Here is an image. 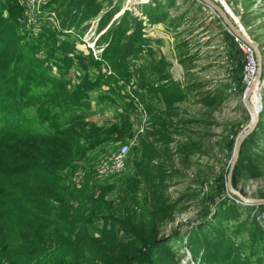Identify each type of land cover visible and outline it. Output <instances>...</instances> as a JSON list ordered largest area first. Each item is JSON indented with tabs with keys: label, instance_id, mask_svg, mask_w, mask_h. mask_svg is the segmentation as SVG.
Masks as SVG:
<instances>
[{
	"label": "rangeland",
	"instance_id": "1",
	"mask_svg": "<svg viewBox=\"0 0 264 264\" xmlns=\"http://www.w3.org/2000/svg\"><path fill=\"white\" fill-rule=\"evenodd\" d=\"M14 1L22 9V32L38 34L37 25L47 22L58 34L61 20L53 10L58 6L53 0H35L30 5ZM100 1L104 7L120 9L114 20L146 5L144 0ZM225 2L231 12L227 16L246 41L239 40L223 18L199 0H176L161 25L150 22L144 26V37L155 54L142 53L131 59L132 73L116 76L114 82L98 80L113 72L99 58L105 42L100 44L96 21L79 35L76 26L72 36L56 35L38 52L58 77L60 70L48 54L58 43H71L68 88L74 102H88L84 105L88 115L83 151L71 179L85 194L78 207L83 205L85 217H91L85 226L88 234L100 235L105 217L122 220L127 216L124 207L136 211L139 207L137 212L141 209L147 215L156 211L163 196L179 204L173 213L175 221L165 234L180 235L178 240L182 238L184 246L189 235L203 225L207 233L220 228L230 251L236 248L235 252L251 256L252 246L255 252L261 249L250 236L253 223L246 227L241 223L247 221L251 203H264V174H255L253 164L264 158V144L254 146L248 135L234 166L243 154L241 180L237 186L233 184V169L230 188L228 177L237 143L255 121L245 103L246 93L254 85L248 102L259 120L253 132L261 124L264 136V0ZM91 57L100 60L98 69ZM195 85L203 86L190 90ZM111 89L116 91L113 96ZM211 91L216 92L208 94ZM123 146L130 151L127 170L113 181L100 180L98 164ZM251 214L253 219H261L253 211ZM119 236L129 238L122 231ZM182 250V264H193L188 247ZM263 253L251 256V264L264 260Z\"/></svg>",
	"mask_w": 264,
	"mask_h": 264
},
{
	"label": "trees",
	"instance_id": "2",
	"mask_svg": "<svg viewBox=\"0 0 264 264\" xmlns=\"http://www.w3.org/2000/svg\"><path fill=\"white\" fill-rule=\"evenodd\" d=\"M13 3L0 0V264H182L180 253L186 247L193 264H251V256L264 252V203H251L247 221L241 223V227L253 223L250 236L256 248H261L255 252L252 246L251 256L226 248L220 228L207 233L203 225L198 227L185 246L182 238L178 240L180 235H166L179 204L163 196L156 211L147 215L141 209L137 212L139 207L137 211L124 207L126 217H105L102 233L88 234L85 226L91 217H85L83 205L78 207L85 194L71 180L83 151L88 115L84 105L88 102H74L68 88L72 44H54V51L48 54L60 70L58 77L38 52L56 35L72 36L74 26L79 35L96 21L100 44L105 42L99 58L113 72L100 76L99 82H114L116 76L131 74V59L155 53L144 37L139 17L125 11L114 20L120 9L104 7L100 0H53L52 4H58L53 10L61 20L58 34L47 22L37 25L38 34L22 32V9ZM152 14V24L167 17L164 13L153 18ZM90 61L96 69L101 66L97 58ZM199 86L190 90H199ZM111 90L115 95V89ZM102 100L106 101L104 95ZM259 127L262 125L247 139L254 146L264 144ZM241 156L232 177L235 186L242 177ZM253 164L255 174L263 175L264 158ZM92 209L95 212L96 208ZM252 211L261 219H253ZM120 231L129 238H121Z\"/></svg>",
	"mask_w": 264,
	"mask_h": 264
},
{
	"label": "built area",
	"instance_id": "3",
	"mask_svg": "<svg viewBox=\"0 0 264 264\" xmlns=\"http://www.w3.org/2000/svg\"><path fill=\"white\" fill-rule=\"evenodd\" d=\"M200 1V0H199ZM219 5L225 13L231 15L225 0H211ZM24 3L30 5L35 0H23ZM201 2V1H200ZM240 40V39H239ZM130 151L128 146L121 147L107 159L101 161L97 166V176L102 181H113L122 175L130 164Z\"/></svg>",
	"mask_w": 264,
	"mask_h": 264
},
{
	"label": "water",
	"instance_id": "4",
	"mask_svg": "<svg viewBox=\"0 0 264 264\" xmlns=\"http://www.w3.org/2000/svg\"><path fill=\"white\" fill-rule=\"evenodd\" d=\"M202 3H204L206 6L210 7L215 13H217L220 17L223 18V20L225 21L226 25L228 26V28L230 29V31L238 38L240 39L241 41H246L242 35L240 34V32L234 27V25L232 24V22L230 21L229 17L227 16V14L225 13V11L217 6L216 4H214L211 0H200ZM249 90L248 92L246 93V96H245V103L249 109V111L251 112V107L248 103V95H249ZM258 120H259V117H258V112L256 113V119L255 121L253 122V124L250 126V129L240 137V140L238 141L237 143V146H236V150H235V155H234V164H233V167L231 168L230 172H229V177H228V185L229 187L231 188V177H232V171L234 169V166L236 164V161L238 160L239 158V149H240V145L242 143V141L248 136L250 135L253 130L255 129L257 123H258Z\"/></svg>",
	"mask_w": 264,
	"mask_h": 264
},
{
	"label": "crops",
	"instance_id": "5",
	"mask_svg": "<svg viewBox=\"0 0 264 264\" xmlns=\"http://www.w3.org/2000/svg\"><path fill=\"white\" fill-rule=\"evenodd\" d=\"M143 4H146V5H143L144 6L143 8H141L140 10L135 8V9H132L131 12H133L137 17H139L142 20L143 25L146 26V24H149L151 22V20H150L151 15L150 14L154 13V14H152V17L157 18L159 16H162L164 14V12L167 11V13H165L167 15L169 13L168 11L170 9L175 8L176 0H169L168 2H165L164 0H144ZM147 4H149V5H147ZM149 8L153 9V10L146 13L147 9H149ZM165 18H167V17H165ZM164 20H166V19H164ZM162 23L163 22H158V23H154V24L161 25ZM151 24H152V22H151Z\"/></svg>",
	"mask_w": 264,
	"mask_h": 264
},
{
	"label": "bare ground",
	"instance_id": "6",
	"mask_svg": "<svg viewBox=\"0 0 264 264\" xmlns=\"http://www.w3.org/2000/svg\"><path fill=\"white\" fill-rule=\"evenodd\" d=\"M255 86V85H254ZM254 86L253 87H251V89L249 90L250 92H249V95H248V98H249V96L251 95V93L253 92V90H254ZM249 103V102H248ZM250 105V104H249ZM251 107V106H250ZM251 110H252V113L254 114V116H255V119H256V111L254 110V109H252V107H251Z\"/></svg>",
	"mask_w": 264,
	"mask_h": 264
}]
</instances>
